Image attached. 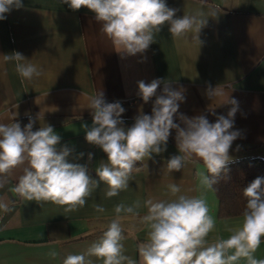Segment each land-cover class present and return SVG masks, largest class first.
<instances>
[{
    "label": "crops",
    "instance_id": "0c3cea01",
    "mask_svg": "<svg viewBox=\"0 0 264 264\" xmlns=\"http://www.w3.org/2000/svg\"><path fill=\"white\" fill-rule=\"evenodd\" d=\"M22 3L24 7L11 10L0 21V123L28 117L35 121L34 130L51 125L61 136V145L73 150L69 162L87 165L88 174L99 181L95 168L107 157L85 140L83 125H92L88 98L100 90L105 99H121L123 126L131 127L141 111L151 115L155 100L142 101L137 81L160 78L171 81L174 89H183L185 100L179 113L189 118L204 115L214 123L218 115L227 117L233 107L224 103L227 98L237 100L232 130H238L240 136L230 149L232 160L264 159V0H166L168 7L177 10L175 18L203 14L206 22L197 34L200 43L195 32L173 38L166 23L143 56L127 58L115 52L87 8L73 11L62 0ZM14 52L43 69V75L22 82L15 62L4 60V55ZM209 86L213 90L218 87L224 95L210 98ZM162 89L163 85L157 95ZM175 122L183 127L178 117ZM175 136L172 130L166 151L137 162L127 190L106 198L107 185L99 182L86 205L74 212L65 213L52 203L40 205L21 199L10 190L21 174L14 173L0 188V200L11 209L0 211V264H62L68 254L83 253L102 236L99 232L115 215L116 204L169 199L168 185L173 183L181 188V194L197 195L198 173L207 174L201 161L189 160L180 171L169 173L165 169L167 160L179 155ZM206 197L216 220L209 240L227 238V229L237 227L242 214L219 217L214 190ZM96 205L106 211L96 212ZM146 211L142 207L140 214ZM121 226L125 228V255L140 264L138 246L145 242L147 228L131 216ZM53 251L58 254L55 258L49 255ZM255 258L264 259V239ZM91 259L93 264H103L100 259Z\"/></svg>",
    "mask_w": 264,
    "mask_h": 264
},
{
    "label": "clouds",
    "instance_id": "9594fccd",
    "mask_svg": "<svg viewBox=\"0 0 264 264\" xmlns=\"http://www.w3.org/2000/svg\"><path fill=\"white\" fill-rule=\"evenodd\" d=\"M62 2L73 11L83 7L93 12L101 26L100 32L121 58L143 56L166 23L170 25L173 38L195 32L194 38L200 43L197 34L206 22L202 13L175 18L177 10L168 7L166 0ZM22 7V0H0V21L6 19L11 10ZM4 60L15 62L22 82L43 75V69L20 52L4 55ZM161 85L162 92L157 95ZM137 86V95L145 104L153 97L155 100L151 115L141 111L127 128L123 126L125 108L120 101L106 102L100 90L88 98L92 125H83L85 140L98 146L107 157L106 162L101 160L95 168L99 181L88 174L87 165L69 162L73 150L61 145V136L51 125L34 130L35 121L30 118L23 127L19 122L0 123V188L19 171L21 174L10 190L21 199L40 205L52 203L62 207L65 213L74 212L86 205L99 182L107 185L106 198L127 190L137 162L166 151L171 131L175 130L179 155L171 156L165 169L171 173L180 171L189 160L201 161L207 174L198 173V194H181V188L173 183L168 185L169 199L148 198L143 203L136 199L131 204H116L115 215L102 236L83 253L68 254L62 264H93L92 257L102 260L103 264H138L125 255L121 223L128 216L139 219L147 228L146 240L138 246L140 264H239L241 260L245 264H264V259L255 258L264 239V177L255 178L243 188L246 206L239 225L227 229L230 232L227 238L215 236L209 240L216 220L210 213L206 193L214 190L233 159L230 149L240 136L238 130H232L238 101L227 98L224 103L233 105L227 117L218 115L211 123L204 115L189 118L179 113L180 103L185 100L184 91L174 89L171 81L156 78L146 83L139 80ZM217 89L209 86L207 95L210 98L224 95ZM177 117L183 127L175 122ZM88 160H92V153L88 154ZM142 207L147 209L143 215L140 214ZM95 210L106 211L100 205H96ZM0 211H11L3 200H0ZM49 255L55 258L58 254L53 251Z\"/></svg>",
    "mask_w": 264,
    "mask_h": 264
},
{
    "label": "trees",
    "instance_id": "16d2710c",
    "mask_svg": "<svg viewBox=\"0 0 264 264\" xmlns=\"http://www.w3.org/2000/svg\"><path fill=\"white\" fill-rule=\"evenodd\" d=\"M28 117L16 119L23 127L29 122ZM228 177V178H227ZM257 177H264V159L258 156L244 157L232 160L227 166V172L222 173L219 182L214 185L218 198V216L229 217L242 214L246 206V198L242 190ZM107 229L104 227L99 234ZM125 232V228H123ZM91 235V234H86Z\"/></svg>",
    "mask_w": 264,
    "mask_h": 264
},
{
    "label": "built area",
    "instance_id": "2783aa9c",
    "mask_svg": "<svg viewBox=\"0 0 264 264\" xmlns=\"http://www.w3.org/2000/svg\"><path fill=\"white\" fill-rule=\"evenodd\" d=\"M106 102H116V101H120L122 103V100L121 99H105Z\"/></svg>",
    "mask_w": 264,
    "mask_h": 264
}]
</instances>
